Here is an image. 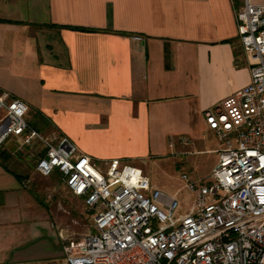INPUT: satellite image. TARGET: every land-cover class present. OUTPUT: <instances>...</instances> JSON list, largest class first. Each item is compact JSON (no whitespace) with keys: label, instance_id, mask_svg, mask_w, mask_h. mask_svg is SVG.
<instances>
[{"label":"crops","instance_id":"crops-1","mask_svg":"<svg viewBox=\"0 0 264 264\" xmlns=\"http://www.w3.org/2000/svg\"><path fill=\"white\" fill-rule=\"evenodd\" d=\"M240 5L0 0V94L23 101L28 121L96 162L136 166L179 153L188 146L183 137L216 154L221 143L203 112L250 79L235 18ZM25 159H0V264H65L60 211Z\"/></svg>","mask_w":264,"mask_h":264},{"label":"built area","instance_id":"built-area-1","mask_svg":"<svg viewBox=\"0 0 264 264\" xmlns=\"http://www.w3.org/2000/svg\"><path fill=\"white\" fill-rule=\"evenodd\" d=\"M235 18L250 79L203 112L221 147L206 180L181 175L193 195L188 212L138 167L96 162L67 137L43 135L23 101L0 94V149L41 146L35 172L57 173L93 215V231L79 239L59 230L65 264H264V0H241Z\"/></svg>","mask_w":264,"mask_h":264},{"label":"rangeland","instance_id":"rangeland-1","mask_svg":"<svg viewBox=\"0 0 264 264\" xmlns=\"http://www.w3.org/2000/svg\"><path fill=\"white\" fill-rule=\"evenodd\" d=\"M27 119L30 120L29 117ZM40 132L45 136L57 133L49 126L41 128ZM206 143L207 147H217L215 141H211L210 144L208 141ZM199 149V146L194 147L190 144L182 147V151L179 153L152 157L144 162L137 161L134 164L149 177L152 186L159 188L166 194L175 195L180 203V212L184 213L190 209L193 195L185 188L181 175L185 173L191 180H206L217 160L215 153L201 152ZM2 150L9 155L7 162L11 159L15 161L26 158L23 161L34 173H36L34 170L36 158L44 152L41 146L28 149L14 140L5 143ZM36 174L38 175V173ZM38 177H40L39 184L45 186L47 193L51 196L52 201L49 205L54 206L56 203L60 211L63 224L60 229L63 232L67 231V233L75 235L78 239L92 232L93 215L88 213L83 199L71 196L57 173L49 176V179H45L41 175H38Z\"/></svg>","mask_w":264,"mask_h":264},{"label":"trees","instance_id":"trees-1","mask_svg":"<svg viewBox=\"0 0 264 264\" xmlns=\"http://www.w3.org/2000/svg\"><path fill=\"white\" fill-rule=\"evenodd\" d=\"M77 30L80 31H95V29H90V28H84V27H74ZM42 120V122L45 124V120L42 118H39ZM29 123L31 124L32 127H34L35 129H37L38 131H40L41 128H43V126H40L39 122L37 120H33V121H29ZM9 158V155L5 153V151L0 150V159L4 162L7 161V159ZM7 168V166H5ZM8 169V168H7ZM12 174L19 179L20 181L24 180L25 178H27V175H23V174H18L15 172H12Z\"/></svg>","mask_w":264,"mask_h":264}]
</instances>
